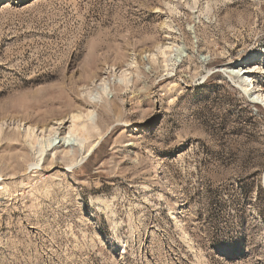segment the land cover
<instances>
[{
    "label": "rangeland",
    "instance_id": "1",
    "mask_svg": "<svg viewBox=\"0 0 264 264\" xmlns=\"http://www.w3.org/2000/svg\"><path fill=\"white\" fill-rule=\"evenodd\" d=\"M243 67L264 93V0H0V264H264Z\"/></svg>",
    "mask_w": 264,
    "mask_h": 264
},
{
    "label": "bare ground",
    "instance_id": "2",
    "mask_svg": "<svg viewBox=\"0 0 264 264\" xmlns=\"http://www.w3.org/2000/svg\"><path fill=\"white\" fill-rule=\"evenodd\" d=\"M166 50H171V54H169V56H167L166 52H163V55L166 58V62L167 61H169V62L177 61V57H175V56L173 57V54H175L176 52H179L180 49L178 47L177 48L176 47H167ZM167 66H168V64H167ZM244 69H245V67H243L240 71L237 70V69H229V71L227 69H223V71H225L226 73L230 72L232 75L236 74L238 76H241L242 79H243V82H244V90H245V92L249 93L251 98L256 100V101H258L259 103L260 102H264V93L256 94L255 92H253V89H254L255 85H252V83H253L252 78L250 76H248L251 72L248 71V70H244ZM245 75H247V76H245ZM125 80L126 79L124 78V80H123L124 83H125ZM102 90H103V92L106 93V91L108 90V86L103 85ZM93 115H94V112L90 111V113L88 114V117L92 116L91 117V119H92ZM77 118H79V116H73L72 117V125L70 126V130L68 132L59 133V132H56V129L51 128L50 130H48L49 131L48 138L44 139V137H45V134H44L42 136L43 141H41L40 143H39V138L40 137H38V135L37 136L35 135V136L31 137L32 132L28 131V136H30L35 142L39 143L40 147H39V151L38 152L40 153V155H43L45 152H47L49 150L48 148H50V146H52V144L55 141L58 142L57 145H61L62 147H65V148L73 147L75 145H77V146L82 145V140L80 138H81V134H82V129H84L85 125H82V124H81L82 126L78 125L75 122V120ZM103 138L104 137L101 136L94 143L89 145L88 149L86 150L85 155L82 157L81 164L83 162H85V159L88 158L94 152L95 148H97L99 146V144H100L101 140H103ZM84 139H85V136H84ZM88 141H89V138H88ZM32 143H34V142H32ZM86 143H87V141H86ZM53 150H55V149L52 148L50 150V151H52L51 152L52 155L54 157L58 158L57 152H53ZM59 158H61V157L59 156ZM76 164H79V163H76Z\"/></svg>",
    "mask_w": 264,
    "mask_h": 264
},
{
    "label": "trees",
    "instance_id": "3",
    "mask_svg": "<svg viewBox=\"0 0 264 264\" xmlns=\"http://www.w3.org/2000/svg\"><path fill=\"white\" fill-rule=\"evenodd\" d=\"M95 152H96V150L94 151V153H95ZM94 153H93V154H94ZM93 154H92L91 156H93Z\"/></svg>",
    "mask_w": 264,
    "mask_h": 264
}]
</instances>
